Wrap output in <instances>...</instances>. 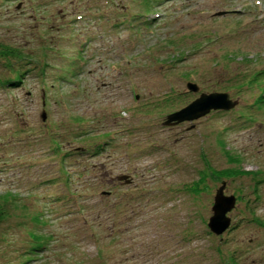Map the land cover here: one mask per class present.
<instances>
[{"label":"rangeland","instance_id":"1","mask_svg":"<svg viewBox=\"0 0 264 264\" xmlns=\"http://www.w3.org/2000/svg\"><path fill=\"white\" fill-rule=\"evenodd\" d=\"M0 43V264H264V0H0Z\"/></svg>","mask_w":264,"mask_h":264},{"label":"water","instance_id":"2","mask_svg":"<svg viewBox=\"0 0 264 264\" xmlns=\"http://www.w3.org/2000/svg\"><path fill=\"white\" fill-rule=\"evenodd\" d=\"M224 13L225 12H218L217 14L222 15ZM187 86L191 91H196L198 89L195 83L189 82ZM236 103L235 100L230 98L227 92L201 93L198 98L185 107L170 113L164 124L174 125L184 121H194L207 115L211 110H230ZM45 115L44 113L43 119H45ZM119 180H125L126 182L130 181L127 175L119 176ZM222 189L223 187L220 188L215 196L213 205L214 214L210 217L208 223L211 231L216 234L223 233L229 227L230 218L227 216V212L232 209L235 203V196H226Z\"/></svg>","mask_w":264,"mask_h":264},{"label":"trees","instance_id":"3","mask_svg":"<svg viewBox=\"0 0 264 264\" xmlns=\"http://www.w3.org/2000/svg\"><path fill=\"white\" fill-rule=\"evenodd\" d=\"M0 56H3L4 59L6 61H9L10 58L14 57V58H20V60L25 59L23 57L24 54H22L21 50H18L17 48L13 47V46H9V45H4L2 43H0ZM30 62H28L29 64ZM7 64H9L8 66L10 67V69L13 67L11 62H8ZM26 74V72L24 73V75ZM21 78V79H20ZM20 78H15L13 81L10 78H7L6 83L10 84V85H16V82H21L23 77ZM243 83H247V86H253L255 85L258 89H264V68L259 70L258 72L253 74V77L250 78L249 80H244ZM261 96V95H259ZM260 98V97H259ZM208 172H210V174H212L214 177L216 178H227V177H233L235 175H240V174H251L253 177L259 174V171L256 170L251 171V170H239L237 168H225V169H220V170H216V169H212L210 166L208 168ZM260 180H258L259 182ZM3 210L0 207V216H2L3 214Z\"/></svg>","mask_w":264,"mask_h":264}]
</instances>
